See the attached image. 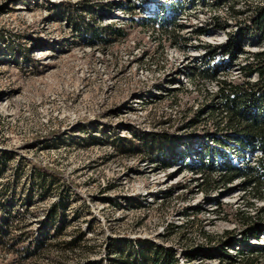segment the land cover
<instances>
[{
  "label": "rangeland",
  "instance_id": "rangeland-1",
  "mask_svg": "<svg viewBox=\"0 0 264 264\" xmlns=\"http://www.w3.org/2000/svg\"><path fill=\"white\" fill-rule=\"evenodd\" d=\"M263 3L237 0L235 18L214 0H0V264H132L141 246L264 264V181L228 180L206 149L261 156L229 150L217 93L258 80L241 67L264 50ZM108 25L127 35L95 42ZM161 135L174 146L146 151Z\"/></svg>",
  "mask_w": 264,
  "mask_h": 264
},
{
  "label": "trees",
  "instance_id": "trees-1",
  "mask_svg": "<svg viewBox=\"0 0 264 264\" xmlns=\"http://www.w3.org/2000/svg\"><path fill=\"white\" fill-rule=\"evenodd\" d=\"M217 3L228 4L231 3L230 9L235 13L234 17H238L237 13L241 11H235V3L237 0H214ZM161 9H164L161 12L162 16L164 15L165 22L173 23L176 25V16L180 15L178 7L175 2H164L161 3ZM115 5L120 7L123 6V3H115ZM130 5L125 9H129ZM257 15L254 19L256 26L262 29L264 32V3L255 7ZM175 13V14H173ZM173 15V19L172 16ZM175 15V16H174ZM167 17V18H166ZM171 17V19H170ZM163 19V18H162ZM163 22V21H161ZM163 22V23H165ZM94 29V30H93ZM91 29V37L96 38L95 42L108 41L107 38L111 36H126L127 33L122 27H115L114 25H108L104 28H93ZM108 33V34H107ZM109 36V37H108ZM233 39V38H231ZM94 44V42H91ZM233 44V42H232ZM231 44V45H232ZM246 71V75L250 76L254 72L258 75V80L251 82L250 80H220L219 91L217 96L222 99L223 110H221L220 120H224L226 123L221 126H217V131H227L225 134L230 139L234 140V145L229 150H232V153L238 152L244 153L246 150L257 152L260 150L261 156L257 158L254 164L243 161V165H236L231 161V155H228L224 149L216 145L207 146V150L212 153H215L223 160L222 164L219 165L224 170L230 171L228 180L234 179V177H245L248 182H263L264 181V50L261 52H253L252 59L248 60L244 66L241 67ZM209 77L215 78V74L209 75ZM225 112V114H224ZM219 123H223V122ZM220 125V124H219ZM219 128V129H218ZM162 136V135H161ZM172 141V140H171ZM167 137L155 136L153 142L148 143L145 141L146 151L153 152L156 150V144L162 147L164 144L174 146V143L171 142ZM216 143L223 146L224 141L221 140V137L218 136ZM151 145V146H150ZM153 145V146H152ZM176 145V144H175ZM212 157V156H211ZM210 157V158H211ZM244 160V159H243ZM205 163V162H204ZM202 163L201 167L197 171L203 170L207 165ZM211 164H209L210 166ZM204 175V174H202ZM3 236L0 235V243H4L2 240ZM12 245V244H10ZM40 242H34V246L27 245L25 249V255H33L40 248ZM142 250L138 254L131 255L132 264H174L173 255L168 252V249L165 248H152L149 250H144L145 246H141ZM230 249H234V244L228 246ZM154 250V251H153ZM230 256V254H227ZM120 264H128L125 258L118 259Z\"/></svg>",
  "mask_w": 264,
  "mask_h": 264
},
{
  "label": "bare ground",
  "instance_id": "bare-ground-1",
  "mask_svg": "<svg viewBox=\"0 0 264 264\" xmlns=\"http://www.w3.org/2000/svg\"><path fill=\"white\" fill-rule=\"evenodd\" d=\"M38 55V54H37Z\"/></svg>",
  "mask_w": 264,
  "mask_h": 264
}]
</instances>
